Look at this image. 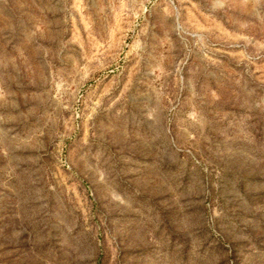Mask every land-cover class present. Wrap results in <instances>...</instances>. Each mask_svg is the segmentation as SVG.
I'll use <instances>...</instances> for the list:
<instances>
[{"label":"rangeland","instance_id":"obj_1","mask_svg":"<svg viewBox=\"0 0 264 264\" xmlns=\"http://www.w3.org/2000/svg\"><path fill=\"white\" fill-rule=\"evenodd\" d=\"M0 264H264V0H0Z\"/></svg>","mask_w":264,"mask_h":264}]
</instances>
